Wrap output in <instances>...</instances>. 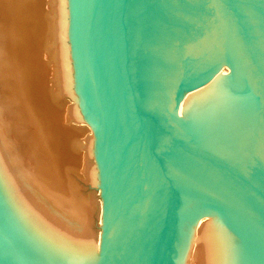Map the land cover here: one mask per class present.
I'll use <instances>...</instances> for the list:
<instances>
[{"label":"water","instance_id":"95a60500","mask_svg":"<svg viewBox=\"0 0 264 264\" xmlns=\"http://www.w3.org/2000/svg\"><path fill=\"white\" fill-rule=\"evenodd\" d=\"M70 39L98 143L102 236L80 243L53 228L0 156V264H179L205 213L232 222L228 264H264V0H70ZM225 66L253 100L243 162L179 110Z\"/></svg>","mask_w":264,"mask_h":264},{"label":"bare ground","instance_id":"6f19581e","mask_svg":"<svg viewBox=\"0 0 264 264\" xmlns=\"http://www.w3.org/2000/svg\"><path fill=\"white\" fill-rule=\"evenodd\" d=\"M69 16L70 0H0V156L35 213L71 240L94 243L103 219L99 151L79 97ZM246 91L225 66L179 102L190 128L239 162L254 129ZM83 179L101 188V200L86 196ZM231 247L230 218L205 213L186 228L179 264H228Z\"/></svg>","mask_w":264,"mask_h":264},{"label":"rangeland","instance_id":"374dc122","mask_svg":"<svg viewBox=\"0 0 264 264\" xmlns=\"http://www.w3.org/2000/svg\"><path fill=\"white\" fill-rule=\"evenodd\" d=\"M69 19H70V16H69ZM69 45H70V49H72L71 48V41L69 42ZM71 57H72V53H71ZM72 62H74V60H73V57H72ZM73 66H75L74 64H73ZM74 68V70H75V67H73ZM75 74V73H74ZM76 76V75H75ZM57 83H58V81H56ZM67 100L69 101V104H75V100L74 99H72L71 97H68L67 98ZM72 121V124H79V125H88V123L87 122H85V121H83V122H76V121H74V120H71ZM89 134H93V132H89ZM85 142H82V144H81V150H85ZM85 152V151H84ZM84 180V179H83ZM82 180V183H83V186L85 187V188H83V190H84V192H85V194H86V196H88V197H95V198H97L98 200H101V188H96L95 186L94 187H92L91 186V184L88 182H86L85 180L83 181ZM92 195V196H91ZM97 213V212H96ZM96 215V214H95ZM97 217H98V214H97ZM97 217L95 216V221L97 220ZM95 226H97V221H96V224H95ZM94 226V227H95ZM74 227H76V225L74 226ZM97 229V227L95 228V230ZM98 230V229H97ZM96 230V231H97Z\"/></svg>","mask_w":264,"mask_h":264}]
</instances>
